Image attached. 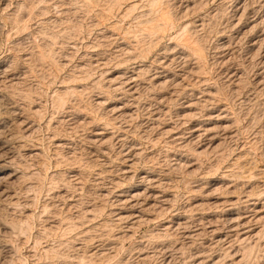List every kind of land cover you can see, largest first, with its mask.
Segmentation results:
<instances>
[{
    "label": "rangeland",
    "instance_id": "obj_1",
    "mask_svg": "<svg viewBox=\"0 0 264 264\" xmlns=\"http://www.w3.org/2000/svg\"><path fill=\"white\" fill-rule=\"evenodd\" d=\"M85 1L0 0V264H87L85 256L91 264H211L224 248L264 264V218L251 224L261 230L254 240L204 248L213 238L208 223L232 236L225 212L248 211L246 197L264 211V0H168L175 29L144 59L135 56L143 0L130 15L125 5L112 11L109 0ZM186 24L190 45L203 49L200 60L186 40H172ZM156 75L164 86L151 83ZM13 79L22 85L11 89ZM204 128L212 146L191 133ZM131 145L133 165L120 157ZM178 159L193 166L178 170ZM128 166L125 177L119 169ZM147 174L169 183L175 202L114 243L133 222L117 221L129 215L118 196ZM169 223L168 238L152 237ZM99 248L105 256L93 254Z\"/></svg>",
    "mask_w": 264,
    "mask_h": 264
},
{
    "label": "bare ground",
    "instance_id": "obj_2",
    "mask_svg": "<svg viewBox=\"0 0 264 264\" xmlns=\"http://www.w3.org/2000/svg\"><path fill=\"white\" fill-rule=\"evenodd\" d=\"M89 1L93 2L95 0H89ZM134 1L135 0H109V3L111 5L112 11L125 5L126 6V13L130 15V14L139 10V6L137 4H135ZM84 2H86V1L84 0ZM142 2H143V6H142L143 11L137 12L139 14L136 16L137 19L139 20V21L138 20L137 21L139 22V25H140L138 32H140L139 34H141V35H139V36H141V39L139 40V44L141 46H140L139 51L135 54V56H138L139 58L144 59L147 56L146 53L147 52L149 53L150 49H152V47L156 45V44H154V43H156L155 41H157L158 39H161L162 35L168 29H173V28L175 29L174 22L176 21L175 19L178 17V15L174 11V5L168 0H143ZM88 5H89V3H88ZM23 7H26V6H23ZM23 7L21 6L20 8L23 9ZM86 9H88V6ZM240 10L241 9L235 11V16L237 14H239ZM253 24L254 25L252 26L253 28H251V31L256 30V27L258 26L257 23H253ZM137 36H138V34H137ZM193 36H194V33L192 32V28L189 27V24H186L184 27L180 28V30L177 31L175 36L172 37V40H173V42H174V40L175 41L186 40L184 42L185 43L184 46L189 49V51L191 52V55H193L194 57H197V59L200 60L202 58L203 49L200 47L199 44H197V42L195 43L194 46L190 45L191 39L192 40L194 39ZM259 38H262V40H259V41L263 42L264 36H260ZM51 40L52 39L49 40L50 43L52 42ZM188 40H190V41H188ZM49 44H48V46H49ZM51 44L53 46V43H51ZM137 45L138 44H136V46ZM176 47H178V45L171 46V47H169V50H175ZM46 48L48 49L49 47L46 46ZM49 49H48V52H49ZM135 50H136V47H135V49L133 48V50L130 52V55H134ZM167 51L168 50L166 49L165 52H167ZM51 52H52V49H51ZM46 54L47 53H45V55ZM41 55H43V54H41ZM42 57H45V56H42ZM42 57H40V58H42ZM47 57H49V56H46V58ZM203 57H204V55H203ZM170 62L174 63L171 59H170ZM199 64H201V63H199ZM199 64H198V66H199ZM199 68H201V67H199ZM203 68H201V69H203ZM89 69L90 68H88V70ZM203 71H205V70H202V72ZM4 75L5 76H3V77H5V79L8 80V75H7L6 71H5ZM161 78L162 77L156 75L152 78L151 83L154 85L157 84L156 86L162 87V86H164V84L160 82ZM127 80H128L126 82L127 87L131 88V83H132L131 80H133V75L131 78H129ZM239 80H241V79L239 78ZM6 82L7 81H5V83ZM7 84L9 85V87L11 89H14V88L16 89V88H18V86L20 87L22 85V84L19 85V81L17 82V80H15V79L10 80L9 82H7ZM186 87L187 86H184L185 89H186ZM188 87H189V85H188ZM68 91L67 92L65 91V93L61 92V94L58 96L59 103L62 104L65 102L64 100L66 98L64 96L69 94ZM70 92H72V90ZM24 97H25V100H27V101H29V103H31L30 101H32V99H33V98H31V96L26 94V96L24 95ZM187 104L188 105L186 108L189 111V110H191V108L193 106H192L191 102H189V101L187 102ZM34 113H35V115H40L42 112L40 109H38V110H35ZM15 115H16L17 119H19V120L24 119L23 115H21L19 113L15 114ZM188 115H189L188 117L193 116L190 114H188ZM208 117H209V119H212L210 113L208 114ZM192 131H191V133H193V135L196 136L197 138L207 137L208 138L207 139L208 140V143H207L208 147L213 145L214 137H212L210 129L204 128L203 131L201 130V132H203L204 134L199 132L200 129L194 130L193 132ZM95 136L97 137V139H99V141H102L106 137V133L103 131H99L95 134ZM107 142H109V141L107 140ZM58 143L56 145L57 150L64 147V144H61V143L58 144ZM122 146L124 147L125 145H122ZM134 147H133V145H131L130 148H128L127 150H125V151H123L124 149L121 150L120 157L122 158L123 163L127 164V162H128L129 165H131L134 162L133 161V158L135 157V151L134 150H136V149H134ZM137 154L138 153H136V156H137ZM201 154H203V152H201V151L197 152V155H201ZM29 156L32 159L39 157V155L35 152L34 153L31 152V155H29ZM192 166L193 165L192 164L190 165L189 161H186L185 159H182V160L178 159L177 161L175 160V164L173 167H175L178 170L179 169L188 170ZM122 168L119 169V172L123 176H125V177L131 176L130 175V170L132 169L131 166H128L127 167L128 169L127 168L122 169ZM175 168H174V170H176ZM139 179H140V184H141L140 185L141 187H139L140 189L137 187L133 191H128V192L123 191V192H121L122 194H120V195L118 194L119 196H118L117 201L127 209V211H128L127 214H129V215L126 217L123 215V213H120L119 215H117L118 216L117 221H122V220H125L126 218H128V219L132 218L131 220L133 222H131L128 231L124 232L123 234L119 235L116 239L113 240L114 243L117 242L120 238H124V237L128 236L130 229L132 227H134L135 225H140V224L150 222L151 220L149 218H146V217H149L150 213H153V214L154 213L155 214L156 213H158V214L164 213L165 211H167L169 209V207L171 208L173 201L175 202V200H173V197L169 194L170 192L168 193L169 183L164 182L163 179H158V178H156L152 175H148V174L140 176ZM203 184H201V185H203ZM250 184H249V181L244 184V189H245L244 192L249 190ZM197 185H199V184H197ZM205 189H206V186H200V187L198 186L195 188V191L201 193ZM244 203L249 204L248 208H247L248 211H245V212L239 211V213H236L233 210L228 209L225 212V215H226L227 220H228V229L230 230L229 234L232 236H228V238L224 239L218 233L216 228L212 227L211 223H208L209 227H206V228L208 231H210V233H212L213 238L211 239L210 244L204 247L206 250H208L210 248H211L210 250H213L214 248H219V247L222 248L225 244H226V246H228L227 244L231 245L232 242H239L240 244H243L245 242L247 243L249 240H254V238H256L260 234L261 230L254 229L251 226V224L253 222H260L264 218L263 217L264 215L262 216L264 211L262 210V208L259 206V204L257 202H250L248 197H246ZM46 208H44V209H46ZM249 213H251V214L249 216H247V214H249ZM201 219H204V218H201ZM106 223H107V220H106ZM29 226H30L29 223H27L26 226H23L21 230L26 231L25 233H27ZM106 226H107V224H106ZM74 227H75V225H74ZM161 227H164V228H161L158 231L155 230L154 234H152V237L157 239V240L159 239V241L162 238H168L170 236L168 232H169V230H171L174 227V223H169L168 226L165 224H162ZM72 229H74V228H72ZM50 230H51V228H50ZM192 234H193V232L187 231L186 232L187 238H191ZM231 239H233V240H231ZM227 240H228V242H227ZM111 243H113V242H111ZM213 245H214V247H213ZM226 246H224V247H226ZM247 248H248V250L250 249L249 247H247ZM99 249L96 250V252L93 254L94 255L98 254L99 256H105V253H106L105 250L104 249L99 250ZM205 249H203V250H205ZM210 250H208V251H210ZM224 250H225L224 256H220V258L217 256L210 258L211 264H222V263H224L226 258H228V260H226V262H227L226 264H243V263L247 264L245 261H247V258H248L247 256L249 255V251H247V252H245V254L241 255L240 254L241 252H239L237 249L234 250L232 248H224ZM201 253L206 254L207 251L199 252V254H201ZM93 254H92V257L90 256L91 258H93ZM98 255H95V256H98ZM86 258L88 259V257L85 256L82 260L84 261V259H85L87 264H91L93 262L92 259L89 258L87 260ZM149 258L150 257L148 254H145L142 256V260H147ZM203 259H205V258H203ZM94 263H95V261H94ZM84 264H86V263H84ZM202 264H203V262H202Z\"/></svg>",
    "mask_w": 264,
    "mask_h": 264
}]
</instances>
